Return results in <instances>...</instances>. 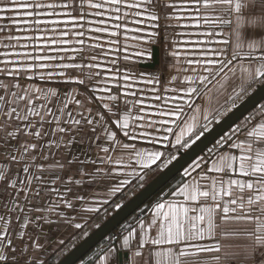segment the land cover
<instances>
[{"label":"snow or ice","instance_id":"1","mask_svg":"<svg viewBox=\"0 0 264 264\" xmlns=\"http://www.w3.org/2000/svg\"><path fill=\"white\" fill-rule=\"evenodd\" d=\"M158 8L191 22L165 27L204 28L186 35L208 38L188 42L184 87L172 76L161 90L158 77L118 66L151 56L141 42L159 33L140 25L158 29ZM218 29L227 38L215 39L225 35ZM217 44L227 47H208ZM260 86L264 0H0V264H57L60 229H82L153 165L172 164L224 114L214 101L235 107ZM120 238L85 264H121L119 253L128 264H255L264 249V104L184 167Z\"/></svg>","mask_w":264,"mask_h":264},{"label":"crops","instance_id":"2","mask_svg":"<svg viewBox=\"0 0 264 264\" xmlns=\"http://www.w3.org/2000/svg\"><path fill=\"white\" fill-rule=\"evenodd\" d=\"M161 4H163L165 2V0H160ZM157 11L159 12L161 19L159 20V24L160 27L158 29H153L149 26L148 23L140 25L141 28H146L148 31H157L159 33L158 36H156L154 39V42L152 40H150L147 43H144L143 41L142 46L144 48H147L150 53L151 56H144V57H133L132 58V63H130L131 65H124L121 63H119V67L121 68V70H126L128 68L132 69L136 74H140V73H145L148 75H153L159 78L160 80V84L158 85V87L163 90L165 87H169L168 81L171 79L172 76H177V80L173 83V85L171 86H175V87H184V81H183V76L186 74H190V68H189V73H185L183 71H179L183 68L189 67L187 64L184 63L186 57L183 55V53L187 52V51H193V48L191 46L190 43H188L189 41L192 40H196V39H208L207 37H198L195 35H186V33L191 34V33H196L198 31H203L204 28L201 29H196V28H183V27H165L166 24H171V25H182L185 23H191L190 21H185V20H178V19H172V20H166L165 19V15L166 12H170L172 11V9H166V10H161V9H157ZM218 32H223L225 33L224 36H217L215 37V39H224L227 38L226 37V33H227V29H218ZM146 33H141L140 35H145ZM257 36L261 35V32L257 31L256 32ZM127 43L129 45H132L135 43V41H132L131 39H129L127 41ZM157 46L159 49V62L158 64L154 67V68H148L145 66H142L143 63H150L152 62V57H153V47ZM227 47L226 45L223 44H217V45H208V47ZM135 51V49L133 48H129V52H133ZM172 51H178L180 53H182V55L177 58V57H173L172 55H170V53ZM231 51V49L229 48V52ZM93 54L91 50L86 51L85 53H83L82 55L84 56H88ZM77 61H80V56H77ZM83 62H88V61H83ZM85 72L87 71V69L84 70ZM70 73H74L79 75V71L78 70H69ZM62 87H80L77 85H63ZM209 88L212 87V85H208ZM169 93H165V95L167 96ZM241 100H238L237 102H240ZM231 101H229L228 103H224V98L221 97L220 100V104L217 105L215 104V101L213 102V106L214 107H218L219 108V112H224L225 109H227L229 106H231ZM241 103V102H240ZM264 104V100L257 106V108L261 105ZM196 105L197 106H201L203 105V101L197 99L196 100ZM256 108V109H257ZM253 113V112H252ZM251 112L244 116L240 122H238L237 124H235V126H233L231 129L228 130V132H226L224 134V136H227L232 129L236 128L238 124H242L245 119L252 114ZM195 114L198 119L201 118V114L199 113H193L192 111H189V115H193ZM217 119V118H216ZM215 119V120H216ZM214 120V121H215ZM213 121V122H214ZM201 122L202 119H201ZM212 122V123H213ZM212 123L209 125V127L212 125ZM199 130V129H198ZM209 130V129H208ZM207 131V130H206ZM204 131V133L206 132ZM203 133V134H204ZM195 138V133L193 134V136L191 137V139ZM186 149H181L179 152L176 153L179 154L182 151H185ZM200 157V156H199ZM163 159V158H162ZM196 159H199L198 157ZM158 164L160 163L159 161L157 162ZM164 168V166H160L157 167L156 165H153V169L151 171H148L147 174L145 175V178L143 181H141L140 183H137L136 181H133V184L131 186H129L128 188H125L124 191L122 193H117L114 197L111 198V202L107 205H103L101 206V210L98 213H91V214H87L85 216V219L87 220V223L84 225V227L82 229L76 230V229H60V233L62 234L63 238H65V246H63V250H62V254L57 257V262L64 256L65 252L71 248V246L73 245V243L81 236H83L84 234H86L87 232H90L88 230H94L96 228V226H99V224L101 222L104 221V217L102 218V216H104V214H108V212L110 213V209L113 208V204H121L124 200H126L127 198H129L130 196H132V194L140 187L142 186L147 179H149L151 177V175L155 172H157L158 170ZM183 171L177 175L174 179L175 183L172 184V188L171 190L175 189V186L178 184V182L181 180ZM102 191V190H101ZM162 196V193H160ZM159 194V195H160ZM158 195V196H159ZM153 200L152 202L149 203H145L146 207H149L151 205H153L160 197H158ZM165 199H167V197H165ZM144 204V205H145ZM92 206H97L95 204H93ZM145 207V206H143ZM143 209V208H142ZM145 210L147 208H144ZM105 214V215H106ZM102 218V219H101ZM121 243V239L119 242H117L115 245L118 247ZM109 246L108 245H104L103 243H99L97 244L93 249H91L83 258H81V260H79L76 264H85V262L91 261L93 260V258L97 257V256H102L103 255V250L107 249ZM264 249H260L255 257V264H262V262H264ZM118 259L121 261V264H128V258H127V254L126 253H119L118 254ZM96 264H99V260H96ZM233 264H237V262H233ZM251 264V262H250Z\"/></svg>","mask_w":264,"mask_h":264},{"label":"water","instance_id":"3","mask_svg":"<svg viewBox=\"0 0 264 264\" xmlns=\"http://www.w3.org/2000/svg\"><path fill=\"white\" fill-rule=\"evenodd\" d=\"M159 62V49L153 47L152 62L143 63L142 66L154 68ZM264 100V86L256 88L238 106L218 121L213 127L206 131L189 149L179 153L172 164L168 165L162 172L148 182L139 192L126 201L116 212H114L103 223L96 227L87 237L69 251L57 264H76L91 249L99 244L111 231L118 227L131 214L141 208L147 201L156 195L171 180L179 175L184 167H187L193 159L199 157L213 142L224 135L237 122L253 110Z\"/></svg>","mask_w":264,"mask_h":264},{"label":"rangeland","instance_id":"4","mask_svg":"<svg viewBox=\"0 0 264 264\" xmlns=\"http://www.w3.org/2000/svg\"><path fill=\"white\" fill-rule=\"evenodd\" d=\"M132 61L133 60H131V61H128V62H125V61H123V60H121V63L122 64H124V65H131L130 63H132ZM256 88H258V87H255V88H253V89H250L249 90V92H248V94L240 101V102H242L247 96H249L252 92H254L255 90H256ZM240 102H236V106H238L239 104H240ZM260 104V103H259ZM258 104V105H259ZM257 105V106H258ZM235 106V107H236ZM257 106L253 109V110H251L250 112L252 113V112H254L255 111V109L257 108ZM235 107H231V106H229L227 109H229L227 112H221V113H224L223 115H217V119L212 123V125L209 127V129L211 128V127H213L218 121H220L222 118H224L229 112H231ZM249 112V113H250ZM248 113V114H249ZM247 114V115H248ZM240 122V121H239ZM238 123V122H237ZM236 123V124H237ZM235 126V125H234ZM208 131V130H207ZM228 132V131H227ZM224 136V135H223ZM209 147H212V145H210ZM208 147V148H209ZM203 154V153H202ZM207 154V149L205 150V154H203V155H201V156H204V155H206ZM178 156H179V154H177L176 155V159L178 158ZM200 156V157H201ZM200 157H198L199 159H200ZM175 159V160H176ZM174 161V160H173ZM166 167H164V168H162V169H160V170H158L157 172H155V173H153L152 175H151V177L149 178V179H147L146 180V182L142 185V186H140L133 194H132V196H130L129 198H127L126 200H124L120 205L122 206L123 204H125L126 203V201H128L130 198H132L137 192H139L148 182H150L155 176H157L160 172H162L164 169H165ZM175 179H173V180H171L170 181V183H168L165 187H163L156 195H154L147 203H149V202H152L153 200H155L156 198H157V196L160 194V193H162V195H163V193L165 192V193H168V192H170V190H171V188H172V184H174L175 183V181H174ZM161 196V194L158 196V197H160ZM146 203V204H147ZM146 204L145 205H143V206H145V207H141L140 208V210H142V208L144 209V208H147L146 207ZM114 206H113V208L112 209H110V213L108 212V214H104V216H102V218L104 219V221L107 219V218H109L114 212H116L119 208H117L116 206H115V203L113 204ZM145 210V209H144ZM101 218V219H102ZM103 221V222H104ZM103 222H101V223H103ZM100 223V224H101ZM99 224V225H100ZM96 227H98V226H96ZM88 231H90V232H87L86 234H84L83 236H81V237H79L74 243H73V245L71 246V248H69L66 252H65V254H64V256L69 252V251H71L77 244H79L85 237H87L92 231L91 230H88ZM100 243H102V242H100ZM63 256V257H64ZM62 257V258H63ZM61 258V259H62ZM60 259V260H61Z\"/></svg>","mask_w":264,"mask_h":264},{"label":"built area","instance_id":"5","mask_svg":"<svg viewBox=\"0 0 264 264\" xmlns=\"http://www.w3.org/2000/svg\"><path fill=\"white\" fill-rule=\"evenodd\" d=\"M205 154V152L203 153ZM201 154V155H203ZM200 155V156H201ZM165 193V192H164ZM163 193V194H164ZM141 214V210L140 208L138 210H136L133 214H131L125 221H123L118 227H116L113 231H111L101 242L104 244V245H108L110 246L111 244V241L113 238H116L115 239V244L117 242L120 241V233H121V230L122 228L127 224V223H135V220L139 219V216Z\"/></svg>","mask_w":264,"mask_h":264},{"label":"trees","instance_id":"6","mask_svg":"<svg viewBox=\"0 0 264 264\" xmlns=\"http://www.w3.org/2000/svg\"><path fill=\"white\" fill-rule=\"evenodd\" d=\"M170 183V182H169Z\"/></svg>","mask_w":264,"mask_h":264}]
</instances>
